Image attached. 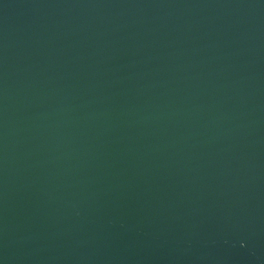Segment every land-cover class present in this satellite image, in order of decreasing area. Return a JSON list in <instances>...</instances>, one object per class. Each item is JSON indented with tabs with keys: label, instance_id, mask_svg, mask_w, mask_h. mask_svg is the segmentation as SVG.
I'll return each mask as SVG.
<instances>
[{
	"label": "water",
	"instance_id": "obj_1",
	"mask_svg": "<svg viewBox=\"0 0 264 264\" xmlns=\"http://www.w3.org/2000/svg\"><path fill=\"white\" fill-rule=\"evenodd\" d=\"M0 264H264V0H0Z\"/></svg>",
	"mask_w": 264,
	"mask_h": 264
}]
</instances>
